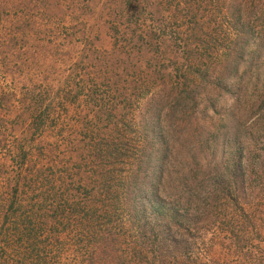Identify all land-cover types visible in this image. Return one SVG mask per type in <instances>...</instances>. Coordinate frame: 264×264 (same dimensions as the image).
I'll return each instance as SVG.
<instances>
[{
  "label": "rangeland",
  "instance_id": "374dc122",
  "mask_svg": "<svg viewBox=\"0 0 264 264\" xmlns=\"http://www.w3.org/2000/svg\"><path fill=\"white\" fill-rule=\"evenodd\" d=\"M0 264H264V0H0Z\"/></svg>",
  "mask_w": 264,
  "mask_h": 264
}]
</instances>
